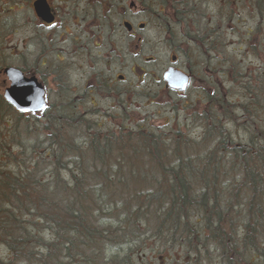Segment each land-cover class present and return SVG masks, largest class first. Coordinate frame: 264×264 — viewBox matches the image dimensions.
<instances>
[{
	"label": "trees",
	"instance_id": "1",
	"mask_svg": "<svg viewBox=\"0 0 264 264\" xmlns=\"http://www.w3.org/2000/svg\"><path fill=\"white\" fill-rule=\"evenodd\" d=\"M248 1L264 39V0ZM232 68L240 97L206 102L245 143L216 110L197 143L102 122L76 139L66 117L30 147L14 125L0 142V264H264V72Z\"/></svg>",
	"mask_w": 264,
	"mask_h": 264
},
{
	"label": "rangeland",
	"instance_id": "2",
	"mask_svg": "<svg viewBox=\"0 0 264 264\" xmlns=\"http://www.w3.org/2000/svg\"><path fill=\"white\" fill-rule=\"evenodd\" d=\"M217 2L223 4L224 13H221L225 15V24L223 26L221 20L219 24L224 27L225 34L223 44L215 45V50L205 49L208 55L211 52L215 54V59L211 58V62L208 64L209 69L211 67L214 69L213 74L205 73L204 60L206 57L203 58V52H194L193 46H191L193 51H190L195 65L193 70H197L196 74L200 79L204 78L203 82L194 80L183 94H175L164 89V83L159 82V78L162 74L161 64L169 61L170 51H172L168 44H145L139 50L138 55L140 56H135V41L132 42L122 37L120 33L111 36L107 27L100 30L96 25L92 27L93 30L90 28L91 36L87 39V34H90L86 31L87 23H95L93 15H88L90 17H87V20L83 19L82 29L77 32L82 37V43L79 44L78 49L79 54L76 53L79 60L77 61V58L70 59V56L64 55L66 58L65 68L67 69L63 74L66 76L64 83L67 88L65 90L66 102L61 110L63 118L53 119L54 115L50 114L52 110L34 116L24 114L22 117L16 118L9 110L0 107V142H8L14 125H17L21 129L14 132L17 138L22 137L23 139L24 137V142L30 147L37 143L40 144L47 134L44 132L46 125L66 123V117H68L71 122L81 126L75 132L76 139L83 138L85 126L83 127L82 124L96 123L99 126L102 122L103 125H100L98 131L128 129L127 131L151 132L165 136L178 132L192 140L195 139V143H197L199 141L197 138L205 131L203 128L205 121L210 119L214 114L213 111L216 110L221 112L222 124L228 123V133L233 142L245 143L243 129L238 130L237 125L231 124L225 119L224 109L221 106L211 107L206 100L207 96L210 97L217 91L221 96H227L230 101L233 98L237 100L239 94L233 88L236 85L234 84L232 87L229 85V81L231 82L232 79L230 73H233L234 70L233 62L236 64L235 75L240 74L242 70H245L247 74L249 72H264L263 28H260L261 32L258 34L255 33L256 30H252L257 19L254 18L248 0H213L209 5L214 4V9L209 8L208 10L206 7L202 9V12L207 15L205 22H201L205 27L209 26L210 28L218 23L216 19ZM28 3L26 2V4ZM17 14V49L18 52H22L29 45L28 40L32 38L31 36L43 30L36 26L37 23L32 18L28 5H23ZM117 21L119 23V19L114 17V24ZM64 27L68 29L69 25ZM97 30L102 33L99 35ZM248 30H252V33L246 37ZM25 40L27 41L26 46ZM205 46L200 47L204 48ZM32 48L39 49V46L33 45L29 49ZM48 49L49 51L55 49L60 57L65 52L64 49L55 48L53 41L49 43ZM218 51L222 53L218 55ZM31 52L39 53L35 49L34 52ZM223 56L224 59H220ZM148 57H154L156 61L145 63L143 60ZM181 62L185 63V59H182ZM219 62L221 69L217 67ZM73 63L79 68L73 67ZM136 65L146 68L149 74L142 79L134 70ZM226 71H229V74ZM118 74L124 76V81L117 79ZM247 74L244 77H247ZM237 77L241 79V76L237 75ZM48 85L50 89L54 87L50 80H48ZM262 93L264 94V89ZM261 104H264L263 96ZM261 111H264V106ZM235 114L237 115V113ZM259 121L264 124V113L260 114ZM38 127L43 129L40 131ZM183 136H177V139H182ZM30 154H32L31 151ZM2 252L4 250L0 248V253Z\"/></svg>",
	"mask_w": 264,
	"mask_h": 264
},
{
	"label": "flooded vegetation",
	"instance_id": "3",
	"mask_svg": "<svg viewBox=\"0 0 264 264\" xmlns=\"http://www.w3.org/2000/svg\"><path fill=\"white\" fill-rule=\"evenodd\" d=\"M213 0H0V107L9 110L14 117H22L24 114L34 116L30 111H19L16 106L5 97V92L10 88L12 79L8 76V70L17 72L20 79L27 81L35 79L43 89V99L45 108L40 114L47 110H52V118L60 120L62 107L66 102L65 90V54L70 59L78 58L79 44L82 43L81 34L77 32L82 29L83 19L94 18L95 23H87V30L97 26L98 29L107 27L109 34H122V37L131 40L136 45L135 56H140L139 50L145 44H168L170 51L169 61L161 64V78L159 82L164 83V89L175 94H183L166 88L163 74L171 69L179 71L188 76V84L194 80L203 82L193 70L195 65L192 61L190 51L203 52L205 61V73H212L214 69H209V63L215 59L214 52L210 55L200 46H209L210 50H215V45L224 43L225 29L219 22L225 24L223 4L217 2V24L205 27L201 22H205L207 15L202 12L205 7L214 9L215 5H209ZM26 2H29L26 4ZM64 4V5H62ZM28 5L32 18L36 21V26L43 30L34 33L29 41V45L22 52H18V10ZM42 5L48 11V20H44L37 13V8ZM130 10V11H129ZM129 11V12H128ZM9 12V13H8ZM222 12V13H221ZM8 13V14H4ZM95 13V14H93ZM84 15V16H83ZM90 15V16H88ZM114 17L119 19V23L114 24ZM84 20V21H85ZM65 25H69L64 27ZM94 28H92L93 30ZM121 29V31H120ZM85 31V29H84ZM97 32H99L97 30ZM90 33V32H89ZM102 32H99V35ZM151 34V35H149ZM87 39L91 33L87 34ZM100 37V36H99ZM101 39V38H98ZM54 42L55 48L64 49V54L59 55L55 49L49 51L48 45ZM25 46L27 41L25 40ZM37 45L39 49L31 46ZM193 46V49L191 48ZM34 49L39 52L33 54ZM77 53V54H76ZM222 53L218 51V55ZM49 54V55H48ZM202 54V53H200ZM210 56V57H209ZM185 59V63H182ZM220 59H224V56ZM199 61L198 59H196ZM210 60V61H209ZM145 63L156 61L154 57L144 58ZM73 67L79 68L73 63ZM220 68V62L217 64ZM221 69V68H220ZM135 72L143 79L149 72L144 67L135 66ZM222 72V71H221ZM213 74V73H212ZM117 79L124 81V76L118 74ZM122 78V79H119ZM208 78V76H206ZM48 80L54 87L49 88ZM27 120V117H26Z\"/></svg>",
	"mask_w": 264,
	"mask_h": 264
},
{
	"label": "water",
	"instance_id": "4",
	"mask_svg": "<svg viewBox=\"0 0 264 264\" xmlns=\"http://www.w3.org/2000/svg\"><path fill=\"white\" fill-rule=\"evenodd\" d=\"M37 13L44 20H48V11L42 5L37 8ZM16 74L18 73L12 69L8 70V76L13 82L5 92L6 99L16 106L19 111H30L32 113L42 111L45 108L42 87L35 79L23 81L18 75L16 80ZM119 79L122 78L119 77ZM163 79L166 87L179 92H182L188 85V76L171 68L163 74Z\"/></svg>",
	"mask_w": 264,
	"mask_h": 264
},
{
	"label": "bare ground",
	"instance_id": "5",
	"mask_svg": "<svg viewBox=\"0 0 264 264\" xmlns=\"http://www.w3.org/2000/svg\"><path fill=\"white\" fill-rule=\"evenodd\" d=\"M264 10V8L262 9V11ZM262 14H263V12H262ZM261 14V15H262ZM261 15H260V18H261V21H263V15H262V17H261Z\"/></svg>",
	"mask_w": 264,
	"mask_h": 264
}]
</instances>
